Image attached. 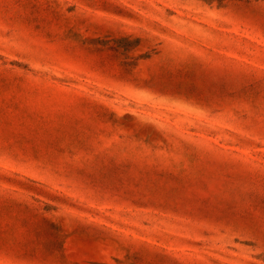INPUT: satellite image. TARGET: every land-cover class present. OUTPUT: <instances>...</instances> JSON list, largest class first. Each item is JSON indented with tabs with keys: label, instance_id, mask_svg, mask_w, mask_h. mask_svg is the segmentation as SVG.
Returning <instances> with one entry per match:
<instances>
[{
	"label": "rangeland",
	"instance_id": "obj_1",
	"mask_svg": "<svg viewBox=\"0 0 264 264\" xmlns=\"http://www.w3.org/2000/svg\"><path fill=\"white\" fill-rule=\"evenodd\" d=\"M0 264H264V0H0Z\"/></svg>",
	"mask_w": 264,
	"mask_h": 264
}]
</instances>
